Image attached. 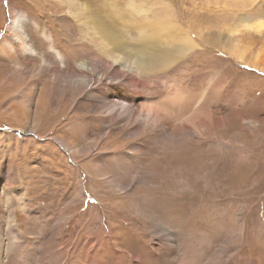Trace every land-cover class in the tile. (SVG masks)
Returning a JSON list of instances; mask_svg holds the SVG:
<instances>
[{
	"label": "rangeland",
	"instance_id": "obj_1",
	"mask_svg": "<svg viewBox=\"0 0 264 264\" xmlns=\"http://www.w3.org/2000/svg\"><path fill=\"white\" fill-rule=\"evenodd\" d=\"M245 2L0 0V264H264V72L225 51L264 46V0ZM84 7L125 50L150 34L146 16L169 32L162 46H192L141 74L103 53ZM91 63V91L68 85ZM127 92L208 110L176 137L135 117L109 128ZM64 221L70 250L46 239Z\"/></svg>",
	"mask_w": 264,
	"mask_h": 264
},
{
	"label": "bare ground",
	"instance_id": "obj_2",
	"mask_svg": "<svg viewBox=\"0 0 264 264\" xmlns=\"http://www.w3.org/2000/svg\"><path fill=\"white\" fill-rule=\"evenodd\" d=\"M69 1L71 2V0ZM235 1H238L239 3L243 1L245 2V0H235ZM77 14L78 17L80 16V18L84 19L85 23L92 25L99 31L98 35H100V41L103 43V46L104 45H106V47L110 45L112 46V50L109 49V51H103V53L106 52L107 56L110 54L112 58L115 57L114 59L115 62L120 56L121 60H124L125 63L130 64L131 67L135 68L136 71L141 74L151 73L157 70L158 68H167L176 58L185 55L189 51L193 43L191 39L185 38L182 39L178 45L169 46L167 44L166 46H162L161 43L162 38L165 34H169V32H166V28L164 27L162 22L150 21V17L146 16L140 21H144V22L148 21V23L142 27H145L146 31L147 30L150 31V34L146 33L141 43L135 45L136 46L135 49L125 50V48L123 47L126 46L124 45V42L122 44V41H117L118 40L117 37H115L114 35L111 36L108 33V31L105 30L106 27L102 26V22L100 21V19L96 18V16L91 15L88 12L87 8H85L84 10L80 9L79 11H77ZM14 23H15V19H14ZM237 25H239V23ZM100 27L104 29L99 30ZM180 31H182L181 28ZM231 34L233 35V33ZM225 47H227L225 51L230 55H234L235 59L238 60L239 63L246 64L248 66L254 67L255 69L264 72V46L258 48L257 50H254L252 49V45L245 44L244 42L241 43V41L237 38L236 40L234 38H230L226 41ZM97 70H98V65L91 63L89 69L87 67L86 68L83 67L81 69L73 68L70 70L69 75L65 77L66 80L69 81L68 85H70L71 87L73 86L77 88V90L86 89L91 91V89H89V87L91 86V79L95 76ZM103 71L101 72L103 73ZM118 86L113 87V93H115L117 96L120 97L121 96L120 88ZM127 93L130 94L129 97L131 99V104H130L131 107L122 110V108H118L117 106V108L112 109L111 111L112 115L110 119L107 121L109 128L116 123L118 117L126 122L131 121L135 117V122H137L135 128L136 131H138L141 126H147L149 128L158 127L161 128L162 133H167L170 131L173 134V136L176 137V135L178 136V134H184V133L187 134L188 132L191 133L194 129L197 128L199 129L202 121L200 115L206 111L205 109H207V107L205 108V106L207 105L204 104L194 110L189 106L190 104H185L184 99H180V98L178 99V95H176V97L173 96L169 98L168 102L165 104L163 103L151 104L146 102L145 103L139 102L140 98H138L137 95L135 94L132 95L129 92ZM109 99H110L109 94H105V93L101 94L100 102H98V104H94L92 106V110L101 107L98 105H108L110 101ZM170 100L171 102H169ZM62 115L63 113L61 114V116ZM196 119L199 120L195 122ZM124 127H125L124 125L120 126V128H124ZM66 148L69 149L70 151L74 149L69 145ZM16 223H17V218L11 212L8 226L6 225L7 226L6 233L10 235L12 240L13 239L16 240L19 238V231ZM73 236L74 234L72 232V229H68V224L64 221L57 225H54L53 230L49 232L46 239L52 243L59 242L60 245H65V247H67L70 250L72 248Z\"/></svg>",
	"mask_w": 264,
	"mask_h": 264
}]
</instances>
